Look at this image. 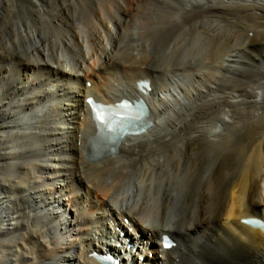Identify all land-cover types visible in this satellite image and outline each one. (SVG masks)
<instances>
[{
  "label": "bare ground",
  "instance_id": "1",
  "mask_svg": "<svg viewBox=\"0 0 264 264\" xmlns=\"http://www.w3.org/2000/svg\"><path fill=\"white\" fill-rule=\"evenodd\" d=\"M88 95L141 99L145 130L103 151ZM48 102L65 127L39 123ZM140 169L153 191L129 204ZM246 216L264 220V0H0V235L19 231L0 264H264Z\"/></svg>",
  "mask_w": 264,
  "mask_h": 264
},
{
  "label": "rangeland",
  "instance_id": "2",
  "mask_svg": "<svg viewBox=\"0 0 264 264\" xmlns=\"http://www.w3.org/2000/svg\"><path fill=\"white\" fill-rule=\"evenodd\" d=\"M129 18H127V20H128ZM189 36V37H188ZM188 36H186V39H185V41L184 42H186V43H184V45H183V47H182V49H184V52L185 51H187L188 50V54H189V52H193L192 50H197V49H199L200 51L202 50V52L203 51H205L206 49H204V48H206L205 46H203L202 45V42H201V40H200V38L197 36V35H193V32H191V34L189 33L188 34ZM193 36H194V38H193ZM196 36V37H195ZM188 38H191V39H188ZM197 38V39H196ZM191 41V42H190ZM187 42H188V45H187ZM192 44V45H191ZM190 46V47H189ZM192 46V47H191ZM203 47V48H202ZM194 48V49H193ZM201 48V49H200ZM190 49V50H189ZM190 66H191V64H190ZM51 100V99H50ZM49 100V101H50ZM54 101L56 102H59V99H55L54 98ZM49 104H46V106L45 107H43L42 109L44 110V113L45 112H47L46 114H47V119H46V122L45 123H43V121L41 120L39 123L40 124H43L44 125V127H48L49 126V128H50V125L52 126V125H54V124H58L57 126H59V127H65L67 124H66V122L65 123H63L62 121L63 120H59V116H58V114H57V110H51V108H50V103L51 102H48ZM243 107V106H242ZM50 108V109H49ZM46 109V110H45ZM50 110V111H49ZM214 110V109H213ZM53 112V113H52ZM53 117V118H52ZM55 117H57V118H55ZM21 118H23V117H21ZM49 119V120H48ZM52 119V120H51ZM53 122V123H52ZM48 124V125H47ZM23 128V127H22ZM18 130L20 131V130H23V129H21V128H18ZM18 130H16V131H18ZM36 130V129H35ZM38 130V132H40V128H38L37 129ZM26 131H33V128H30V130H26ZM38 134V133H37ZM37 140H38V142H37ZM40 140V141H39ZM29 142H31L30 144L31 145H34V146H40V145H42L41 143H44L45 142V138H43V137H38V138H36V141L34 140V141H30L29 140ZM33 143V144H32ZM38 143V144H37ZM37 144V145H36ZM22 145L23 146H25V144L24 143H22ZM37 158H36V157ZM35 156H31V157H24V158H22V160L25 162H30V161H34L35 160V162H40V163H46L45 161H42V160H44V157L43 156H39V154L38 155H35ZM49 156H51V154H49ZM33 157H35V158H33ZM40 159H39V158ZM30 159V160H29ZM42 162H41V161ZM54 161V160H53ZM25 162V163H26ZM47 163H52V162H47ZM141 164V163H140ZM139 164V165H140ZM170 164V163H169ZM55 166H56V164H54ZM153 167L155 166V165H152ZM139 168V167H138ZM128 169L130 170L131 169V167H128ZM132 174H130V175H128L127 177H126V181H127V184L129 185V186H124L123 188H122V190H120L119 191V197L121 196V195H123L124 196V200H126L127 198H129L128 199V202H129V204H131V203H133L134 202V200H135V198H137V197H139V198H141L142 196H141V192L144 190V189H146V188H149V191L150 192H152L153 191V185L150 183V186L149 187H147L146 186V182L148 181V183L149 182H151L152 180V177L150 176V180H145V178H147V173H145V175L143 176V170L142 169H140V172L139 173H133V172H131ZM35 174H37V175H39V171H35ZM46 174H48V173H46ZM45 174V175H46ZM6 176H8V177H12V178H15V176L16 175H18V171L16 172V170H14V171H8L7 172V174H5ZM10 175V176H9ZM143 176V177H142ZM144 178V179H143ZM149 178V177H148ZM130 179V180H129ZM145 181V182H144ZM138 182H140L141 183V186L139 187V190H137V191H134V189H135V186H134V183H138ZM39 183H41V185H40V188H43V186H44V184H45V186H47V187H49L50 186V184L48 185V182L47 181H43V182H39ZM43 184V185H42ZM127 184H125V185H127ZM152 186V187H151ZM127 187V189L126 190H123V189H125ZM142 190V191H141ZM51 194V193H50ZM7 195V194H6ZM107 200V197H104V201H106ZM98 205H100L99 203H98ZM174 209V207L172 206L171 207V210H173ZM70 209V208H69ZM69 209L67 210V211H69ZM21 210V209H20ZM10 215V214H9ZM43 216V215H42ZM157 216H158V214H157ZM127 218V217H126ZM125 217H124V219L123 220H125L126 219ZM159 218V217H158ZM122 220V221H123ZM33 221H35L34 220V218H32V217H30L29 219H28V222L29 223H33ZM14 222H18L17 220H14ZM124 223H125V221H123ZM14 227H18V226H16V224L14 225ZM125 230V229H124ZM13 233H15V234H13ZM18 233H19V231H14V232H10V233H7L6 235H0V237H2V238H0V243H6V242H8L9 241V239L11 240V239H15L16 237H18ZM11 234V235H10ZM8 236V237H7ZM97 235H94V238L96 237ZM10 237V238H9ZM0 248H2V249H0V255L2 256V259H3V261H4V263L5 262H7L8 263V261H7V258H9L11 255H9V257H8V255H6V253H14V247H6V246H1L0 245ZM5 248H7V249H5ZM11 248V249H10ZM71 248H73V246H71ZM8 251V252H7ZM2 253V254H1ZM5 253V254H4ZM4 254V255H3ZM150 257H152V256H154V254H152V255H149ZM0 259H1V257H0ZM57 259V257L54 259V260H56ZM56 261H58L59 263H62V262H60L59 260H56ZM45 263H43V264H49V262H51V259H49V260H46V261H44ZM11 263V262H10ZM9 263V264H10ZM41 264V263H40Z\"/></svg>",
  "mask_w": 264,
  "mask_h": 264
},
{
  "label": "snow or ice",
  "instance_id": "3",
  "mask_svg": "<svg viewBox=\"0 0 264 264\" xmlns=\"http://www.w3.org/2000/svg\"><path fill=\"white\" fill-rule=\"evenodd\" d=\"M98 107H100V106H98ZM111 114H112V107L111 106H102L101 111L95 113V118L98 121H103V120L109 118L111 116ZM107 127H109V128L112 127V123L110 120H109V123L107 124Z\"/></svg>",
  "mask_w": 264,
  "mask_h": 264
}]
</instances>
